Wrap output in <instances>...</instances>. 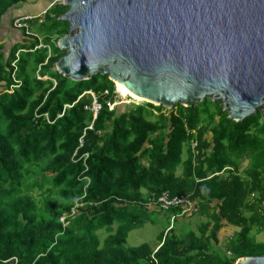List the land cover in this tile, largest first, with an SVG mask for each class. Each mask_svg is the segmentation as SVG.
<instances>
[{"label":"trees","instance_id":"obj_1","mask_svg":"<svg viewBox=\"0 0 264 264\" xmlns=\"http://www.w3.org/2000/svg\"><path fill=\"white\" fill-rule=\"evenodd\" d=\"M16 1L0 0V26ZM23 32L30 41L8 58L0 46V264H235L264 255L254 237L264 231L261 110L235 121L211 98L171 110L149 102L111 109L118 93L108 75L53 78L43 69L62 56L46 53L29 71L24 56L39 53L42 40ZM56 34L57 44L65 34ZM165 192L194 205L169 209L173 216L206 221L198 233L167 230L155 248L129 246L156 211L149 201ZM225 227L239 230L222 244Z\"/></svg>","mask_w":264,"mask_h":264},{"label":"water","instance_id":"obj_2","mask_svg":"<svg viewBox=\"0 0 264 264\" xmlns=\"http://www.w3.org/2000/svg\"><path fill=\"white\" fill-rule=\"evenodd\" d=\"M56 63L74 81L108 75L167 109L220 100L242 121L264 113V0H65ZM235 264H264V255Z\"/></svg>","mask_w":264,"mask_h":264},{"label":"rangeland","instance_id":"obj_3","mask_svg":"<svg viewBox=\"0 0 264 264\" xmlns=\"http://www.w3.org/2000/svg\"><path fill=\"white\" fill-rule=\"evenodd\" d=\"M57 7H61V6H57ZM55 10H57V9L51 10V13H52L51 17H53V18H50L47 21H45L46 23H45V25L41 26L42 28L40 26H36V25L32 26L33 32L39 36V39H41L42 41H44L47 44L49 43L51 46L49 47L47 45V47H49L47 49V51H46V49H42V50H39V53H37V54L35 53V54L29 55V56L24 54V55H26V56H24L25 58H30V60H31V63L28 64L29 71H33V67L35 66L34 58H40V54L43 55L46 53L47 56L50 54H53L54 56L58 54L59 56L63 57L67 53L66 50L61 49L58 46V43L56 44V42H53L52 39H50V38L45 39L46 36H48V37L50 36L51 32L49 33V31L52 29H53V31L56 30L55 33L53 34L54 40L57 39V37H58L56 34V33H58V31L60 33V31L62 30V33L65 34V35L61 36V38L65 37L66 35L69 34L70 26L67 24L66 21L61 19V16L63 14H65L69 9L66 12H64L62 15H60L62 13L61 10L58 11L57 14L54 13ZM57 15H58V17L55 18V16H57ZM62 57H60V58H62ZM56 63L54 64L55 68L49 69L47 67H44V69H43L45 72H48V75L52 76L53 78H55V75H54L55 71H57L59 73V71L56 68ZM40 69H41V66H40ZM38 74H40V70L38 71ZM59 74H61V73H59ZM64 77H66V76H64ZM46 79H49V78L46 77ZM50 80L53 81V79H50ZM72 81H74V80H72ZM54 83L56 84V81ZM116 92L118 93V97L116 99V102L113 104V106L130 104L131 102H135L137 104H141L142 102H149V101H143V100L139 101L138 99L137 100L133 99V97H131V96L125 97V96L121 95L117 89V84H116ZM129 97H131V99ZM206 98H211V100L213 102H214V100L219 101V100H216L212 97H206ZM220 105L223 106L222 102ZM209 106L212 110L217 109V105H215V104H209ZM175 107H176V105L174 106V108ZM165 109L171 110V109H167V108H165ZM262 109L263 108L260 107L256 111L261 110L263 113ZM225 111H227V110H225ZM262 120H264V113H263V119ZM260 122L261 123L258 125V127L261 128V127H263V124H262L263 122L261 120H260ZM186 149L187 148H185L184 154H183L184 159L187 157V150ZM246 164H247V162L242 164V171L245 170V168L247 167ZM177 174L181 175V169H178ZM144 192L145 191H143V193ZM149 217H150L149 221L143 227H140V228L132 231L129 234L128 241H127L129 246L137 247V246H140L142 244L147 243L152 248H155L158 245V243H160L161 238L164 236V234L167 232V230L170 227L174 228V233H176V234H184V233H187L188 231H191V230L198 233L199 226L201 225L202 222L206 221V219H207V218H200L199 215H194L193 217H189L187 219L176 217V221L172 222V219H173L172 213L168 210H161L159 208L154 212H150ZM229 228L231 230L229 232L230 235L239 230L238 228H234V227H229ZM254 237H255L257 242L264 243V231H262L261 233H258V234H254Z\"/></svg>","mask_w":264,"mask_h":264},{"label":"crops","instance_id":"obj_4","mask_svg":"<svg viewBox=\"0 0 264 264\" xmlns=\"http://www.w3.org/2000/svg\"><path fill=\"white\" fill-rule=\"evenodd\" d=\"M53 1L54 0H18L5 12V14L2 17V22L0 26V46H2L3 48V52L5 53V58L9 57L11 51L14 48H16L17 46L22 47L23 45L27 44L30 41L25 36L23 32L25 31L24 29H18L14 26V21L22 18L26 19L25 23L31 27L30 30L32 31L33 35H36V37L39 38V36L33 32L32 26L33 25L40 26L46 23L45 20H47L48 14L51 12L53 8L57 7V6L51 7ZM39 40L41 41V39ZM59 41L57 42L58 46H59ZM53 42H56V39L55 40L53 39ZM47 45L49 47L51 46L49 43L47 44L44 41H41L39 48L47 50L49 48L47 47ZM56 56L59 55L57 54L54 56L53 54H50L46 57L55 58ZM17 57L19 58V55ZM12 90L13 87L10 88V91ZM149 207L152 210H157L155 208L156 206H149ZM230 231L231 230L229 227H225L224 229L221 230L220 239L222 244L225 243L227 239L232 236V234L231 235L229 234Z\"/></svg>","mask_w":264,"mask_h":264},{"label":"built area","instance_id":"obj_5","mask_svg":"<svg viewBox=\"0 0 264 264\" xmlns=\"http://www.w3.org/2000/svg\"><path fill=\"white\" fill-rule=\"evenodd\" d=\"M65 0H54L51 4V7H55V6H61L64 4ZM30 19V18H28ZM26 19H17L14 21V26L18 29H24L26 30V35H30V36H35L33 35L32 31L30 30L31 27L28 26L25 23ZM115 106L111 105V109H113ZM101 109V105L98 103L96 97L94 99L93 102V106H92V111L94 112L95 117H97L98 112ZM83 145V142H82ZM194 146H196V144H194ZM86 157H88V155H86ZM90 183V180H89ZM82 204H78V202L76 203L75 208L73 209L72 213L75 214L76 212V208L80 207ZM149 206H158L160 207L162 210H169L171 208H175V207H183L184 208V212H187L191 209L194 208V205L191 203V201L189 200L188 197H178V196H170L167 192L163 193L161 196L158 197V199H154V200H150L149 201ZM183 212V213H184ZM177 216H173L172 222H174V220L176 219ZM62 221H65V217L62 218ZM171 229V227L168 229V231Z\"/></svg>","mask_w":264,"mask_h":264},{"label":"bare ground","instance_id":"obj_6","mask_svg":"<svg viewBox=\"0 0 264 264\" xmlns=\"http://www.w3.org/2000/svg\"><path fill=\"white\" fill-rule=\"evenodd\" d=\"M116 84H117V89H118V91H119V93H120L121 95H123V96H125V97H126V96H131V97H134L135 99L145 101L144 98H141V97L135 95L134 93L130 92V91H129L128 89H126L123 85H120V84L117 83V82H116Z\"/></svg>","mask_w":264,"mask_h":264},{"label":"clouds","instance_id":"obj_7","mask_svg":"<svg viewBox=\"0 0 264 264\" xmlns=\"http://www.w3.org/2000/svg\"><path fill=\"white\" fill-rule=\"evenodd\" d=\"M43 79H46V77L45 78H43ZM10 91V90H9ZM11 92V91H10Z\"/></svg>","mask_w":264,"mask_h":264}]
</instances>
